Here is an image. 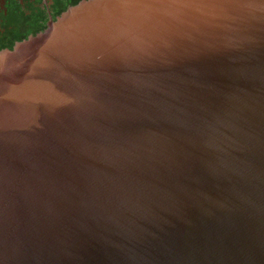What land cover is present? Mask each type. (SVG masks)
<instances>
[{
  "label": "water",
  "instance_id": "95a60500",
  "mask_svg": "<svg viewBox=\"0 0 264 264\" xmlns=\"http://www.w3.org/2000/svg\"><path fill=\"white\" fill-rule=\"evenodd\" d=\"M0 264H264V0H81L1 50Z\"/></svg>",
  "mask_w": 264,
  "mask_h": 264
},
{
  "label": "flooded vegetation",
  "instance_id": "af4514ba",
  "mask_svg": "<svg viewBox=\"0 0 264 264\" xmlns=\"http://www.w3.org/2000/svg\"><path fill=\"white\" fill-rule=\"evenodd\" d=\"M71 1L0 0V51L12 49L17 43L44 31L59 13L73 6Z\"/></svg>",
  "mask_w": 264,
  "mask_h": 264
},
{
  "label": "trees",
  "instance_id": "16d2710c",
  "mask_svg": "<svg viewBox=\"0 0 264 264\" xmlns=\"http://www.w3.org/2000/svg\"><path fill=\"white\" fill-rule=\"evenodd\" d=\"M79 2V0H73V1H71V4H77ZM61 13H59L58 15H60Z\"/></svg>",
  "mask_w": 264,
  "mask_h": 264
}]
</instances>
